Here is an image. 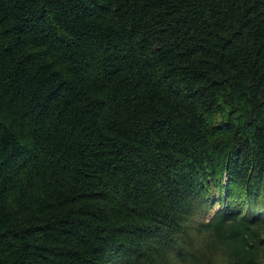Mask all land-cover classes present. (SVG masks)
I'll use <instances>...</instances> for the list:
<instances>
[{
	"label": "trees",
	"instance_id": "trees-1",
	"mask_svg": "<svg viewBox=\"0 0 264 264\" xmlns=\"http://www.w3.org/2000/svg\"><path fill=\"white\" fill-rule=\"evenodd\" d=\"M220 257H264V0H0V264Z\"/></svg>",
	"mask_w": 264,
	"mask_h": 264
},
{
	"label": "rangeland",
	"instance_id": "rangeland-1",
	"mask_svg": "<svg viewBox=\"0 0 264 264\" xmlns=\"http://www.w3.org/2000/svg\"><path fill=\"white\" fill-rule=\"evenodd\" d=\"M212 202L214 201L212 200ZM214 208L215 209L221 208V203L219 200H217V203L215 204ZM220 259L222 260V264H224L223 257H220ZM260 264H264V257L261 259Z\"/></svg>",
	"mask_w": 264,
	"mask_h": 264
}]
</instances>
